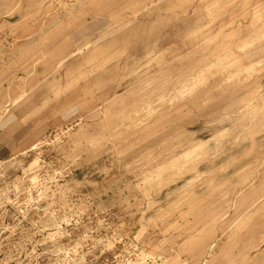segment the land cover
<instances>
[{"label":"rangeland","instance_id":"obj_1","mask_svg":"<svg viewBox=\"0 0 264 264\" xmlns=\"http://www.w3.org/2000/svg\"><path fill=\"white\" fill-rule=\"evenodd\" d=\"M0 264H264V0H0Z\"/></svg>","mask_w":264,"mask_h":264}]
</instances>
